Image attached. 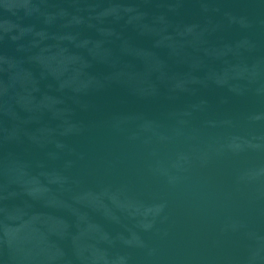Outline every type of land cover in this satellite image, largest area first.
Here are the masks:
<instances>
[{
    "label": "water",
    "instance_id": "95a60500",
    "mask_svg": "<svg viewBox=\"0 0 264 264\" xmlns=\"http://www.w3.org/2000/svg\"><path fill=\"white\" fill-rule=\"evenodd\" d=\"M0 264H264V0H0Z\"/></svg>",
    "mask_w": 264,
    "mask_h": 264
}]
</instances>
